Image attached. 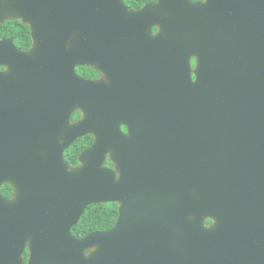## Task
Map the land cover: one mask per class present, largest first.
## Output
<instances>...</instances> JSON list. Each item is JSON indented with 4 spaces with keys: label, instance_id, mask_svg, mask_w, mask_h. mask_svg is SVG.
<instances>
[{
    "label": "water",
    "instance_id": "obj_1",
    "mask_svg": "<svg viewBox=\"0 0 264 264\" xmlns=\"http://www.w3.org/2000/svg\"><path fill=\"white\" fill-rule=\"evenodd\" d=\"M6 14L30 25L33 47L0 41V185L17 189L11 203L0 196V264L5 249L7 264H23L27 242L28 264H264V0H158L139 11L123 0H0V23ZM73 35L97 49L75 60ZM137 37L167 47L146 53L173 55L156 62L171 80L155 119H134L126 135L114 106L102 126L94 104L114 90L81 79L74 62L108 70L102 43ZM44 102L59 121L42 119ZM76 103L86 118L64 148L90 131L96 139L74 169L58 134ZM107 203L119 204L111 229L72 234L88 207Z\"/></svg>",
    "mask_w": 264,
    "mask_h": 264
},
{
    "label": "flooded vegetation",
    "instance_id": "obj_2",
    "mask_svg": "<svg viewBox=\"0 0 264 264\" xmlns=\"http://www.w3.org/2000/svg\"><path fill=\"white\" fill-rule=\"evenodd\" d=\"M123 2L129 10L139 11L148 4L156 5L158 3V0H155V2L154 0H149L140 8L129 7L127 0H123ZM11 19L20 20L21 22H23L21 19L15 17L6 18L4 22ZM159 31H160V27L154 26L151 27L148 32L150 35L155 36L156 34H158ZM8 38H14V43H15V37L13 36L1 37L0 41ZM31 38H32V31H31ZM142 39L143 38L140 37L123 38L122 40L117 41L116 43L106 39V41L102 43L100 47L101 60L103 61L104 66L107 67L108 70H111L110 72L107 69L103 70L99 68L95 64L81 63L80 61H76V63L74 62L75 72L81 79L96 83H103L108 87L107 90H114L112 94H109V91H107L105 97L102 94L101 95L102 99L94 100V104L99 105L102 108L100 113L101 120L99 121L102 126H104V122H106L110 116V113L107 112V109L111 106H114L113 108H116L118 111L117 113H111V115L117 117L120 123V129L126 135L130 134L129 124H131L134 119H144V117H146L147 115H149L150 121H153L155 119L152 116L155 115L156 107L157 104L160 103V100L167 99V88L171 80L169 77V71L163 68H158L156 62H157V58L167 60V59H172L173 55L165 54L162 57H157L152 54L146 53L148 50L152 48L167 49V47L166 46L156 47L144 42L138 44V42H141ZM32 47H33V38H32V46L30 47V49L24 51H29L32 49ZM96 49L97 48L92 47V44L87 42L86 40H79L76 35H73L71 37L68 44V50L72 54L75 60H77V58H87L86 54L91 56L92 51ZM146 60H149V63ZM190 61L192 67L195 68L196 58L191 57ZM7 70H8L7 66L5 65L0 66V72H5ZM67 70H68V66H67ZM194 77L195 75L192 71V78ZM69 80L71 85L73 81H71V79ZM72 87L74 88L73 85ZM44 104L46 107H43V109L40 112L42 119L48 120L49 122L50 121L56 122V118H58L59 121L60 118L59 109L55 108V105L52 104L51 102H44ZM9 116L11 117L12 114ZM85 118H86V112L84 111V109L81 106H78L77 103L74 104L72 107V111L68 115V121L64 129L65 130L64 133L58 134L60 146L64 148V139L68 129L69 130L72 129L73 126L77 125ZM56 126L59 129L60 123H56ZM90 130H92V126L90 127ZM83 139H85V141ZM95 139H96L95 134L91 131L85 134L84 136L77 138L68 148H64L65 162L70 167L75 168V166H72L68 162L67 152L71 148H74L78 141L83 140L82 143L79 145L80 146L84 145V148L77 156L78 164L81 166V155L94 145ZM45 154L46 153L43 152V155ZM110 163L112 164L110 160V155H107L105 166L109 168H114V165L112 164V166H110ZM10 187L13 189L12 196L7 191V189H9ZM16 195H17V189L13 184L5 182L0 185V196L4 201L11 203L15 199ZM9 215L11 216L12 213L11 214L6 213V218ZM118 217H119V211H118ZM204 224L206 227L215 226L216 220L208 218L205 220ZM5 226L7 232L8 227L11 228V221L8 222V219H6ZM73 229H72V234L75 237H77L73 233ZM83 237H77V238H83ZM92 251H93L92 249L87 250L85 253H87L88 255ZM26 255H27L26 264H28L29 256H30L29 242H27L26 249L23 254V264H25ZM8 256L9 255L7 254V249H5L4 264L8 263Z\"/></svg>",
    "mask_w": 264,
    "mask_h": 264
},
{
    "label": "trees",
    "instance_id": "obj_3",
    "mask_svg": "<svg viewBox=\"0 0 264 264\" xmlns=\"http://www.w3.org/2000/svg\"><path fill=\"white\" fill-rule=\"evenodd\" d=\"M149 0H127L129 7L140 8ZM204 1V0H194ZM4 36L15 37L16 45L23 50H28L32 46L31 29L28 24L21 22L20 20L11 19L0 24V38ZM85 141V139H83ZM83 140L76 143L74 148H71L67 152L68 162L72 166H77V156L84 148L79 144ZM90 144V142H89ZM110 166L112 164L110 163ZM10 195H13V189L10 187L7 189ZM116 203L98 204L88 207L85 215L82 217L79 224L73 229V233L77 237L87 236L97 231H105L111 229L118 219V207ZM27 261V255L25 256V264Z\"/></svg>",
    "mask_w": 264,
    "mask_h": 264
},
{
    "label": "snow or ice",
    "instance_id": "obj_4",
    "mask_svg": "<svg viewBox=\"0 0 264 264\" xmlns=\"http://www.w3.org/2000/svg\"><path fill=\"white\" fill-rule=\"evenodd\" d=\"M154 2H155V0H154ZM194 80H195V77L193 78ZM78 167H80V165L79 164H77V166H75V168H78ZM74 168V169H75ZM120 179V173H116L115 174V180H119ZM117 207H119V205H116ZM69 231L71 232V227L69 228ZM85 255H87V253H84Z\"/></svg>",
    "mask_w": 264,
    "mask_h": 264
},
{
    "label": "rangeland",
    "instance_id": "obj_5",
    "mask_svg": "<svg viewBox=\"0 0 264 264\" xmlns=\"http://www.w3.org/2000/svg\"><path fill=\"white\" fill-rule=\"evenodd\" d=\"M9 17H13V15H11V14H6V15L4 16V19L9 18Z\"/></svg>",
    "mask_w": 264,
    "mask_h": 264
}]
</instances>
